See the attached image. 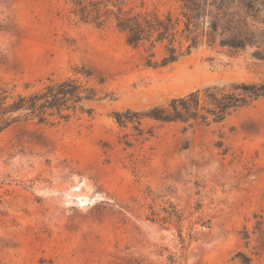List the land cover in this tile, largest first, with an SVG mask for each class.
Wrapping results in <instances>:
<instances>
[{"label":"rangeland","instance_id":"rangeland-1","mask_svg":"<svg viewBox=\"0 0 264 264\" xmlns=\"http://www.w3.org/2000/svg\"><path fill=\"white\" fill-rule=\"evenodd\" d=\"M143 3L179 14L174 0ZM70 7L0 0V86L28 95L70 78L99 99L86 104L90 117L0 133V262L264 264V97L191 129L142 119L139 135L111 117L196 91L264 86V46L203 45L152 68L113 26L81 23ZM162 57L157 48L153 60Z\"/></svg>","mask_w":264,"mask_h":264},{"label":"trees","instance_id":"trees-1","mask_svg":"<svg viewBox=\"0 0 264 264\" xmlns=\"http://www.w3.org/2000/svg\"><path fill=\"white\" fill-rule=\"evenodd\" d=\"M174 1L180 6L176 17L147 9L143 0H139V5L132 0H70L69 13L77 21L97 28L110 24L124 36L128 46L144 50L147 65L152 68L172 65L203 45L218 44L230 49H244L253 44L264 46V0ZM157 48L163 51L160 61L153 60ZM83 73L91 76L89 70ZM234 90L240 92L208 89L200 95L196 91L152 106L143 113L126 110L113 112L111 117L119 127L132 125L139 135L143 133L139 128L142 119L182 123L191 129L219 123L231 111L264 97V86L240 85ZM98 101L94 89L70 78L49 81L40 91L28 95L10 96L0 86V133L29 120L54 125L80 115L90 117L94 109L86 104ZM176 218L182 220L179 214ZM240 261L250 264L246 257Z\"/></svg>","mask_w":264,"mask_h":264}]
</instances>
